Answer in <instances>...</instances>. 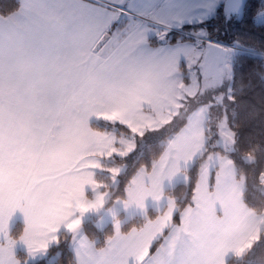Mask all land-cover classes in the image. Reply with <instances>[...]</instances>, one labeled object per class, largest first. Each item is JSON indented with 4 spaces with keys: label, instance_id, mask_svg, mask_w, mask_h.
<instances>
[{
    "label": "snow or ice",
    "instance_id": "6c2138e0",
    "mask_svg": "<svg viewBox=\"0 0 264 264\" xmlns=\"http://www.w3.org/2000/svg\"><path fill=\"white\" fill-rule=\"evenodd\" d=\"M253 7L17 0L0 14V264H57L62 237L68 264H254L264 139L238 129L252 81L237 87V68L264 51L208 30L251 12L264 36Z\"/></svg>",
    "mask_w": 264,
    "mask_h": 264
},
{
    "label": "trees",
    "instance_id": "16d2710c",
    "mask_svg": "<svg viewBox=\"0 0 264 264\" xmlns=\"http://www.w3.org/2000/svg\"><path fill=\"white\" fill-rule=\"evenodd\" d=\"M249 4L254 6L252 8L254 12L255 7L259 6L260 0H249ZM16 6L17 0H0V14H7L10 10H14ZM251 14L250 12L246 21L235 22L230 27L212 22L209 24L208 30L212 38L221 43L231 44L234 40H239L245 47H251L257 51H264V36L260 35L259 30L254 34L248 30L247 22L250 20ZM262 72H264V61L256 60L251 57L242 58L237 68V87L240 85L241 78H243L245 82L251 79L252 87L246 94L239 98L236 123L243 138H252L257 141L264 139V83L259 79V75ZM158 135L160 134H154V137H150L151 135L148 136L147 147L144 149V157L140 161L141 164L150 162L154 155L158 156L160 151L156 142V136ZM181 192H183V189L177 190V194ZM260 201L261 197L258 192L250 195V203L259 206ZM22 228V223H17L13 228V235L18 237ZM86 234L89 238H92L94 235H100V232L94 225H87ZM107 234L109 233H104V235ZM61 241L60 251H62L64 255L58 260L57 264H68L69 255L63 243V237ZM56 251L57 249L53 248L51 253L55 255ZM252 260L254 264H264V243L257 246ZM41 264H44V262H41Z\"/></svg>",
    "mask_w": 264,
    "mask_h": 264
},
{
    "label": "rangeland",
    "instance_id": "374dc122",
    "mask_svg": "<svg viewBox=\"0 0 264 264\" xmlns=\"http://www.w3.org/2000/svg\"><path fill=\"white\" fill-rule=\"evenodd\" d=\"M225 44H226V43H225ZM150 137H154V135H151ZM150 137H149V138H150ZM147 139H148V137H147ZM17 223H19V222H17ZM17 223H16V224H17ZM20 223H21V222H20ZM16 224H15V225H16ZM15 225H14V226H15ZM13 228H14V227H13Z\"/></svg>",
    "mask_w": 264,
    "mask_h": 264
},
{
    "label": "built area",
    "instance_id": "2783aa9c",
    "mask_svg": "<svg viewBox=\"0 0 264 264\" xmlns=\"http://www.w3.org/2000/svg\"><path fill=\"white\" fill-rule=\"evenodd\" d=\"M221 43V42H220ZM222 44H225V43H222Z\"/></svg>",
    "mask_w": 264,
    "mask_h": 264
},
{
    "label": "crops",
    "instance_id": "0c3cea01",
    "mask_svg": "<svg viewBox=\"0 0 264 264\" xmlns=\"http://www.w3.org/2000/svg\"><path fill=\"white\" fill-rule=\"evenodd\" d=\"M17 222H19V221H17ZM17 222H16V223H17Z\"/></svg>",
    "mask_w": 264,
    "mask_h": 264
}]
</instances>
